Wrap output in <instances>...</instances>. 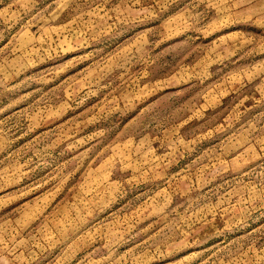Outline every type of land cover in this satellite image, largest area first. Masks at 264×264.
<instances>
[{"label": "rangeland", "instance_id": "1", "mask_svg": "<svg viewBox=\"0 0 264 264\" xmlns=\"http://www.w3.org/2000/svg\"><path fill=\"white\" fill-rule=\"evenodd\" d=\"M0 264H264V0H0Z\"/></svg>", "mask_w": 264, "mask_h": 264}]
</instances>
